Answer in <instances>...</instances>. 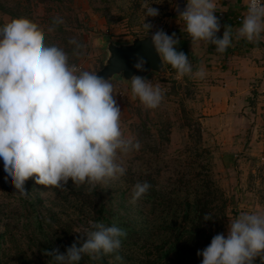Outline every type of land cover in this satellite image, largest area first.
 <instances>
[{"label":"rangeland","instance_id":"obj_1","mask_svg":"<svg viewBox=\"0 0 264 264\" xmlns=\"http://www.w3.org/2000/svg\"><path fill=\"white\" fill-rule=\"evenodd\" d=\"M160 2L0 0V26L26 17L44 32L46 44L68 53L70 64L94 72L105 38L127 41L157 29L165 32L174 0ZM145 3L158 8L159 15L145 17ZM57 16L64 22L49 32ZM144 23L152 25L148 32ZM72 37L84 45L79 54L68 43ZM145 79L161 87L163 99L156 108L133 96L131 81H110L122 134L141 145L118 154L117 163L126 168L118 179L90 190L71 179L63 188L47 187L33 177L25 182L28 194L22 196L0 158V264H56L46 252L64 253L74 242L79 247L91 221L115 222L127 235L117 252L98 259L84 254L78 264H178L169 246L177 238L176 248L187 249L189 217L184 212L195 194L205 199L208 187L213 195L210 241L218 233L226 235L229 219L240 212L264 211V112L258 108L207 116L201 109L206 84L194 75L180 77L165 68ZM144 181L155 195L144 194L132 203L133 186ZM253 264H264V251Z\"/></svg>","mask_w":264,"mask_h":264},{"label":"clouds","instance_id":"obj_2","mask_svg":"<svg viewBox=\"0 0 264 264\" xmlns=\"http://www.w3.org/2000/svg\"><path fill=\"white\" fill-rule=\"evenodd\" d=\"M143 7L145 17L159 15L158 8L147 3ZM215 12V0H187L178 15L193 41L214 45L218 53L231 46L233 37L255 43L264 33V0H247L241 25L235 33L224 25L222 37L216 35L221 24ZM63 22L62 17H53L48 31ZM144 27L148 32L152 25L144 23ZM151 41L162 62L171 65L178 76L205 77L203 68L193 73L188 55L177 51L175 33L157 29ZM68 43L74 46V54L84 47L75 37ZM142 65L141 60L134 67L141 69ZM130 81L134 97L148 108L159 106L163 99L159 84L137 75ZM114 95L108 79L70 64L68 53L46 44L44 32L28 18L14 17L0 26V158L20 195L27 196L24 185L33 177L35 183L47 187L63 188L71 179L75 186L87 184L91 190L125 174L126 168L117 163L118 154L139 150L141 145L123 136L121 110ZM150 187L147 181L137 182L131 202ZM226 230V235H214L208 246L197 250L200 264H253L264 251V211H242L229 219ZM126 235L115 222L107 226L91 221L79 247L74 242L64 253L53 249L46 255L56 264H78L84 254L98 259L117 252Z\"/></svg>","mask_w":264,"mask_h":264},{"label":"crops","instance_id":"obj_3","mask_svg":"<svg viewBox=\"0 0 264 264\" xmlns=\"http://www.w3.org/2000/svg\"><path fill=\"white\" fill-rule=\"evenodd\" d=\"M247 0H215L221 28L216 33L222 37L224 25L231 26L233 33L241 25L246 14ZM187 0H174V7L167 20L165 33H175L185 42L186 53L192 60L195 72L203 68L206 95L202 111L207 116H219L231 110L249 111L260 108L264 112V33L259 42H248L233 37L232 44L224 53L216 52L215 46L203 41H193L184 31L179 9ZM220 13V15H218Z\"/></svg>","mask_w":264,"mask_h":264},{"label":"water","instance_id":"obj_4","mask_svg":"<svg viewBox=\"0 0 264 264\" xmlns=\"http://www.w3.org/2000/svg\"><path fill=\"white\" fill-rule=\"evenodd\" d=\"M100 47L102 59L99 68L94 72L109 81L118 78L129 83L134 75L146 78L150 74H159L165 69L149 34L133 36L127 41H112L105 38ZM141 60L142 68L134 67Z\"/></svg>","mask_w":264,"mask_h":264},{"label":"trees","instance_id":"obj_5","mask_svg":"<svg viewBox=\"0 0 264 264\" xmlns=\"http://www.w3.org/2000/svg\"><path fill=\"white\" fill-rule=\"evenodd\" d=\"M176 39H178L179 41V43L175 45L177 51H183L187 55L185 42L180 38ZM188 59L192 65V60L189 57ZM163 64L164 68H166L169 73L176 72V70L173 69L171 65L167 63ZM155 193L156 192L152 189V187H150L145 194V197H153ZM203 195L206 197L205 199H200L198 198V195L195 194V201L186 204L184 217L185 219L189 217V228L188 230H186L188 236L185 241L187 249L181 247L176 248L177 238L174 239L172 244L169 246L170 250H172V254H175L177 258L176 263L178 264H185V261L188 264H200L202 257L197 256V250L203 249L210 243V223L212 219L204 220L203 217L205 214H208L209 216H211L212 214L211 209L213 203V195L208 187L207 192ZM188 212L190 214L189 216Z\"/></svg>","mask_w":264,"mask_h":264},{"label":"built area","instance_id":"obj_6","mask_svg":"<svg viewBox=\"0 0 264 264\" xmlns=\"http://www.w3.org/2000/svg\"><path fill=\"white\" fill-rule=\"evenodd\" d=\"M246 7H247V1H246ZM218 15H220V13Z\"/></svg>","mask_w":264,"mask_h":264}]
</instances>
